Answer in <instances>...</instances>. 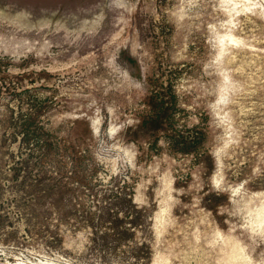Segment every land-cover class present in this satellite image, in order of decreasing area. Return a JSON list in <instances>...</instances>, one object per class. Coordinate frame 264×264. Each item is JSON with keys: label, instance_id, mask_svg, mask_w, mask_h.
<instances>
[{"label": "rangeland", "instance_id": "1", "mask_svg": "<svg viewBox=\"0 0 264 264\" xmlns=\"http://www.w3.org/2000/svg\"><path fill=\"white\" fill-rule=\"evenodd\" d=\"M0 264H264V0H0Z\"/></svg>", "mask_w": 264, "mask_h": 264}]
</instances>
